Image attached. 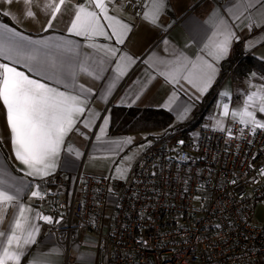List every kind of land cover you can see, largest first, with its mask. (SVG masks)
I'll return each mask as SVG.
<instances>
[{"label": "built area", "instance_id": "obj_1", "mask_svg": "<svg viewBox=\"0 0 264 264\" xmlns=\"http://www.w3.org/2000/svg\"><path fill=\"white\" fill-rule=\"evenodd\" d=\"M143 3L123 9L138 15ZM225 127L232 137L202 124L189 144L151 148L125 181L79 171L70 188L63 173L44 178L50 231L98 237L97 264H262L264 223L252 219L264 197V131Z\"/></svg>", "mask_w": 264, "mask_h": 264}, {"label": "crops", "instance_id": "obj_2", "mask_svg": "<svg viewBox=\"0 0 264 264\" xmlns=\"http://www.w3.org/2000/svg\"><path fill=\"white\" fill-rule=\"evenodd\" d=\"M125 1L118 0L122 4ZM208 1L210 2L201 5L202 2L197 4L194 0H165L163 12L155 25L143 16V13L149 10L151 0H144L142 12L138 15H132L124 9L123 11L114 10L112 5H109V14H116L125 23L130 24L132 29L127 34L125 43L118 44L115 37L108 39L104 36H96L89 40L68 31L70 22L74 19L75 5L87 3V0H67V3L61 8V13L52 21V28H47L50 12L44 8L46 0H39V6L33 9L36 15L31 19L22 14L24 6L20 0H15L11 5L0 0V12L8 13L5 15L10 19V21L0 19V26L8 25V28H14L24 36L30 37L31 40L52 37L53 41H72L70 47H74L76 52L61 53L55 49L50 51L71 63L72 69L78 72L76 76L78 85L92 89V92L87 93L88 108L96 113V118L92 120L90 127H85L82 121L88 115L86 109L85 116H81L77 122L76 129L78 131L74 129L65 138L56 161V168L49 176L55 173L65 174L69 180L70 188L74 186L79 171L92 175L108 176L112 180L113 167L117 158L132 146L135 140L142 138L151 142L144 153L154 147L153 137L161 135L165 129L112 133L110 127L114 106L165 109L174 116L172 124L190 121L195 116L197 106L217 81L221 72V62L224 59L218 61L219 74L213 85L205 93L199 92L185 79L180 78L177 83L161 75L168 68V65L161 61H172L180 53L193 60L197 56L211 59L202 51L204 45L208 44L212 38L213 28L208 21L214 10L227 18L229 16L227 8L231 6L232 0ZM101 22L105 25L108 23L104 20ZM230 22L233 23L237 35L240 36L243 50L262 59L261 57H264V43L249 50L245 46V41L261 35L264 32V25L254 26L249 30L246 27L249 21L244 17ZM105 30L109 35H112L110 28ZM0 35L6 37L9 35L8 30L0 27ZM93 43L117 47L120 49L117 57L127 53L133 58V62L128 64L126 61L120 62L118 59H113L110 63L103 65L104 71L99 72L101 79L79 72L77 66L85 54L91 56L93 60L103 55L102 51L90 47V44ZM232 48L228 57L232 53ZM89 62L91 63V61ZM0 63H9L19 71L30 74L33 79H41L42 82L58 87L60 91H69L74 95L79 92L78 88L73 89L66 86V83H58L56 79H48L47 75L41 76L35 71L30 72L24 63H14L13 60H7L4 57H0ZM117 63H122L126 72L119 79H116L118 75L115 71ZM260 84H264V81L257 74L245 79L242 84H234L231 77L227 78L221 85L217 99L212 105L211 111L205 115L202 124L215 127L218 119H223L225 125L234 122L231 115L227 118L222 116V103H229L230 112L239 109L245 94L254 90V85ZM225 90L230 91L229 97L220 95ZM185 109H188L187 112ZM257 115L258 118H264V113ZM105 120L108 121L107 124L104 123ZM101 128L104 129L103 134L100 132ZM77 152L79 155L76 154ZM47 177L27 175V167L16 159L10 142L5 106L0 101V179L16 186L25 185L26 187L21 193V201L25 205H31L34 210H38L43 215L51 216L47 202L30 195L31 191L36 190L35 185L37 184L41 185L43 189L41 182ZM14 218V212L10 208L5 214L3 223H0V231L7 232ZM33 222L39 227V232L35 237L36 242L25 248V254L21 258L20 264H97L98 237L85 235L80 240L68 242L67 234L62 233L56 236L50 231L51 223L42 219ZM261 263L264 264V254L261 257Z\"/></svg>", "mask_w": 264, "mask_h": 264}, {"label": "snow or ice", "instance_id": "obj_3", "mask_svg": "<svg viewBox=\"0 0 264 264\" xmlns=\"http://www.w3.org/2000/svg\"><path fill=\"white\" fill-rule=\"evenodd\" d=\"M3 2L11 5L15 0H3ZM20 2L24 6L22 14L30 19L34 18L36 13L33 9L39 6V0H20ZM127 2L131 4L132 0ZM66 3L67 0H46L44 8L50 12L47 28H52V21L61 13V8ZM109 5L117 11H123L124 8V4L118 0H87V3L75 5L74 19L71 20L68 31L89 40L96 36H104L108 39L115 37L118 44H124L127 34L132 30L131 25L125 23L116 14L110 15ZM164 5L165 0H151L149 10L143 13L144 18L154 25L157 24ZM227 12L229 16L226 18L214 10L208 21L213 28L212 38L204 45L202 51L211 59L197 56L193 60L180 53L172 61H161L168 65L167 71L161 75L177 83L180 78L185 79L199 92H207L219 74L218 61L226 59L233 43L240 40L236 28L230 21L244 17L249 21L246 25L249 30L254 26L264 25V0H232ZM102 20L107 21V25L103 24ZM0 27L7 29L9 33L6 37L0 35V57L13 60L14 63H24L30 72L35 71L41 76L47 75L48 79H56L58 83H66V86L79 89L75 95L69 91H60L58 87L42 82L41 79H33L30 74L19 71L9 63H0V101L5 106L14 155L27 167V175L47 177L56 168V161L65 138L74 129L78 131L77 122L81 116H85L86 109L88 115L82 121L85 127H90L92 120L96 118V113L88 108L87 93L92 92V89L78 85L76 83L78 72L72 69L71 63L50 51L55 49L61 53L76 52L74 47H70L72 41H53L52 37L31 40L14 28H8V25ZM106 28L111 29L112 35H109ZM262 43H264V32L245 41V46L251 50ZM90 47L102 51L103 55L93 60L91 56L85 54L77 67L79 72L94 76L96 79H101L99 72L104 71L103 65L113 59L126 61L128 64L133 62V58L127 53L117 57V53L120 52L117 47L95 43L90 44ZM115 71L118 73L116 79L126 74L122 63H117ZM251 76H256V73H251ZM253 89L245 94L239 109L230 112L229 103H222L221 107L223 117L227 118L231 115L234 122L238 121L250 134L255 135L258 130L264 131V118H258L257 115L264 113V84L254 85ZM220 95L229 97L230 91L225 90ZM187 110L185 109V112ZM107 122L104 121L105 124ZM215 127L219 131H227L228 136L232 137V130L225 127L223 119H218ZM100 132L103 134L104 129L101 128ZM240 135L241 138L244 137L243 128L240 129ZM178 144L183 145L184 141L180 140ZM76 154L79 155L78 152ZM127 159L130 160L132 157ZM126 170L116 169L121 178L124 177ZM260 172L264 174V168ZM24 187L26 186L8 184L7 181L0 179V223H3L5 214L10 208L15 217L7 232L0 231V264H20L25 248L36 242L35 237L39 227L33 221L42 219L53 223L52 216L43 215L31 205H25L21 201ZM35 188L36 190L30 193L31 197L44 199L47 192L39 184L35 185ZM141 242L146 244V241Z\"/></svg>", "mask_w": 264, "mask_h": 264}, {"label": "trees", "instance_id": "obj_4", "mask_svg": "<svg viewBox=\"0 0 264 264\" xmlns=\"http://www.w3.org/2000/svg\"><path fill=\"white\" fill-rule=\"evenodd\" d=\"M208 2L210 1H203L201 5ZM0 19L10 21L9 17L2 12H0ZM251 73L264 77V59L246 53L241 40L235 41L231 55L221 62V72L217 81L197 106L195 116L190 121L172 124L173 114L161 108L114 106L112 108L111 132L173 129L153 137V148L162 149L178 139H183L186 144H189L192 131L204 122L205 115L211 111L224 81L231 77L234 84H242L245 79L251 77Z\"/></svg>", "mask_w": 264, "mask_h": 264}, {"label": "rangeland", "instance_id": "obj_5", "mask_svg": "<svg viewBox=\"0 0 264 264\" xmlns=\"http://www.w3.org/2000/svg\"><path fill=\"white\" fill-rule=\"evenodd\" d=\"M171 130H164V131H172ZM151 145L149 140L137 139L135 143L130 146L123 154H121L115 165L113 167L112 178L114 180L125 181L128 179L131 171L133 170L134 165L143 157L145 154V150ZM144 153V154H143ZM127 157H132V159H127ZM117 168L127 169L124 173V177L121 178L120 174L116 171ZM112 179V180H113ZM252 222L255 224H263L264 223V197L258 200L256 206H254V215Z\"/></svg>", "mask_w": 264, "mask_h": 264}]
</instances>
